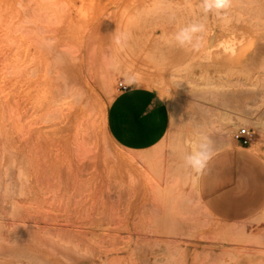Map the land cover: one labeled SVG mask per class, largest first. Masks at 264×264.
<instances>
[{
	"label": "rangeland",
	"instance_id": "374dc122",
	"mask_svg": "<svg viewBox=\"0 0 264 264\" xmlns=\"http://www.w3.org/2000/svg\"><path fill=\"white\" fill-rule=\"evenodd\" d=\"M199 5L0 0V264H264V0ZM194 20L199 50L172 40ZM120 86L169 110L149 150L106 131ZM198 136L213 149L200 174L183 166Z\"/></svg>",
	"mask_w": 264,
	"mask_h": 264
},
{
	"label": "crops",
	"instance_id": "0c3cea01",
	"mask_svg": "<svg viewBox=\"0 0 264 264\" xmlns=\"http://www.w3.org/2000/svg\"><path fill=\"white\" fill-rule=\"evenodd\" d=\"M105 126L116 146L139 153L153 148L164 138L170 126V113L154 90L144 86L125 87L119 89L108 105ZM241 149L247 152L242 157L245 161L258 155L253 145Z\"/></svg>",
	"mask_w": 264,
	"mask_h": 264
},
{
	"label": "clouds",
	"instance_id": "9594fccd",
	"mask_svg": "<svg viewBox=\"0 0 264 264\" xmlns=\"http://www.w3.org/2000/svg\"><path fill=\"white\" fill-rule=\"evenodd\" d=\"M232 6V0H200V10L205 15L214 13L220 15ZM174 19V17L172 18ZM205 26L199 21H192L178 27L172 36V40L181 47H190L199 50L203 45L202 33ZM128 35L121 33L115 37V43L118 47H124L127 43ZM220 47L226 54L235 55V45L231 42H222ZM111 70L119 72L120 65L118 61H113ZM132 83V79L128 80ZM213 154L212 142L207 136H198L190 142V150L183 155V166L191 172L200 174L206 168L209 159Z\"/></svg>",
	"mask_w": 264,
	"mask_h": 264
},
{
	"label": "built area",
	"instance_id": "2783aa9c",
	"mask_svg": "<svg viewBox=\"0 0 264 264\" xmlns=\"http://www.w3.org/2000/svg\"><path fill=\"white\" fill-rule=\"evenodd\" d=\"M120 89H124L125 86H120ZM253 136V132L251 130H246V129H239L235 135L234 139L237 144L240 146H248L250 145L251 138Z\"/></svg>",
	"mask_w": 264,
	"mask_h": 264
},
{
	"label": "bare ground",
	"instance_id": "6f19581e",
	"mask_svg": "<svg viewBox=\"0 0 264 264\" xmlns=\"http://www.w3.org/2000/svg\"><path fill=\"white\" fill-rule=\"evenodd\" d=\"M218 35H219V37H220V39L217 37V39H218V41H219V40H221V36H220V34H218ZM218 35H217V36H218ZM214 36H215V35H214ZM215 37H216V36H215ZM215 37H214V38H215ZM218 41H217V42H218ZM213 42H214V39H213ZM2 118H3V117H2ZM2 118H1V119H2ZM2 124L4 125V121H3ZM3 144H4V143H3ZM5 145H7V144H5ZM2 147H3V146H2ZM250 148H251V147H250ZM251 149H252V148H251ZM255 151H256V150H255ZM255 151H253V154H254ZM12 164H13V163H12ZM19 177H20V176H19ZM24 177H25V176H24ZM59 181H60V180H59ZM11 250H12V249H11ZM11 253H12V252H11ZM12 254H13V253H12ZM14 255H15V254H14ZM7 256H9V254H8ZM15 256H16V255H15ZM12 258H13V257H12ZM7 260H8V259H7ZM16 260H17V258H16ZM13 261H14V260H13ZM10 263H11V261H10ZM16 264H17V263H16Z\"/></svg>",
	"mask_w": 264,
	"mask_h": 264
}]
</instances>
